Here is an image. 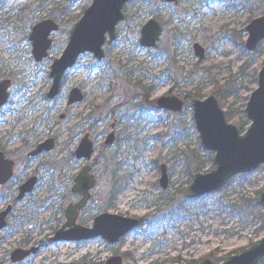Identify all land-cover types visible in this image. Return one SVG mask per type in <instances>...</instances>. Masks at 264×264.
I'll list each match as a JSON object with an SVG mask.
<instances>
[{
    "label": "rangeland",
    "instance_id": "rangeland-1",
    "mask_svg": "<svg viewBox=\"0 0 264 264\" xmlns=\"http://www.w3.org/2000/svg\"><path fill=\"white\" fill-rule=\"evenodd\" d=\"M53 4L71 12L66 19L73 21L71 30L92 0H0V76H12L15 81L14 104L10 112L0 114V145L14 143L22 128L21 116L25 124L35 119L37 115L31 109L39 100L34 97L49 90L50 66L66 47L69 28L65 26L52 37L51 59L37 64L31 53V30L48 19ZM124 13L116 41L104 47L105 59L98 62L92 54H85L66 76L59 114L65 111L64 96L71 87L84 90L86 100L71 109V118L60 129L55 154L66 150L69 130L95 111L94 116L102 120L91 133L96 149L91 165L98 183L78 224L90 228L94 218L103 213L138 219L141 224L115 246L102 238L54 242L55 234L66 223V208L78 199L69 195L74 184L72 174L43 170L35 191L15 204L6 229L0 231V264H105L115 254L127 256L124 264H200L206 259L223 264L226 258L240 255L264 239V207L256 203L264 190V166L234 177L216 193L185 198L192 174L185 169L181 153L198 150L200 145L193 109L187 107L171 117L156 105L165 96L185 98L197 87L203 89L206 99L214 87L213 80L220 86L231 80L240 93L221 104L224 111L228 114L246 106V98L257 89L252 77L264 65V44L261 57L244 69L247 57L241 46L247 36L242 32L252 20L264 16V0H181L179 7L167 0H134ZM152 18L165 23L166 32L159 47L148 50L139 45V39L141 28ZM173 30L178 31L179 41L167 53L173 44ZM195 44L205 48V60L195 56ZM120 66L135 73L132 83L140 81L148 90L123 88L127 81L119 78ZM27 101L35 104L26 108ZM46 107L43 104L41 110ZM240 117L235 113L227 121L239 128ZM112 125L117 144L106 148ZM199 148L204 151L201 145ZM13 151L10 148L9 152ZM98 160L109 170H104ZM38 162L29 169L18 168V178L32 176ZM163 165L168 172L167 189L159 184ZM112 170L124 191L109 207ZM17 195L15 182L1 188L0 212ZM17 249H35L36 253L23 262L12 263L11 254ZM258 264H264V258Z\"/></svg>",
    "mask_w": 264,
    "mask_h": 264
},
{
    "label": "water",
    "instance_id": "water-1",
    "mask_svg": "<svg viewBox=\"0 0 264 264\" xmlns=\"http://www.w3.org/2000/svg\"><path fill=\"white\" fill-rule=\"evenodd\" d=\"M133 0H92V5L84 12L82 18L75 24L69 37V42L62 56L51 66L50 79L52 85L48 97L55 99L61 91L62 80L66 73L73 69L78 59L84 54H92L97 61L105 58L104 46L112 44L117 38V26L124 20V8ZM59 31V25L47 20L36 25L29 38L32 43L33 57L37 63L48 57L52 40L50 36ZM248 39L246 48L249 52L257 49L264 42V17L254 19L246 28ZM163 33L161 25L156 20H150L141 30L140 45L147 49H156ZM195 55L200 60L205 58V50L200 45L194 47ZM10 81L0 83V109L8 102ZM84 97L80 89H73L69 95L68 104L81 103ZM159 110L179 115L183 112L185 102L177 97H163L157 101ZM193 115L196 129L199 133L201 146L204 150L214 154V170L208 174L198 173L192 176V184L185 191L188 199H198L202 196L218 192L232 178L247 174L264 166V66L258 75V88L251 95L245 109L246 118L250 126L244 135L240 130L227 122L226 114L215 96L206 100H193ZM65 116H61L63 119ZM114 134H111L106 144L112 145ZM53 149V140L40 145L33 155ZM94 154L93 143L88 135L83 139L78 159L91 160ZM14 164L5 160L0 153V186L6 185L13 177ZM160 185L163 189L168 186L166 166L161 167ZM91 168L86 167L78 175L73 188L74 194L82 199L66 210L67 223L55 238V242H80L104 238L109 244L115 245L137 228L139 221L108 213L98 216L94 220L92 229L77 225L80 212L90 200V191L96 185V179L91 174ZM37 184L35 177L29 179L19 190L17 201L34 190ZM257 204L264 207V190L259 194ZM12 211L9 206L0 215V230L6 227V218ZM68 229V231H65ZM36 250H16L11 257L13 263L22 262ZM264 258V239L258 244L245 250L242 254L228 257L223 264H258ZM106 264H123L121 257L111 258ZM200 264H217L206 259Z\"/></svg>",
    "mask_w": 264,
    "mask_h": 264
},
{
    "label": "flooded vegetation",
    "instance_id": "flooded-vegetation-1",
    "mask_svg": "<svg viewBox=\"0 0 264 264\" xmlns=\"http://www.w3.org/2000/svg\"><path fill=\"white\" fill-rule=\"evenodd\" d=\"M167 3L170 5H173L175 7H179L181 5V0H167ZM160 24L165 28V23L161 22V20L158 18L157 19ZM166 29V28H165ZM31 34V33H30ZM29 40V38H28ZM31 53H32V45H31ZM51 53V52H50ZM33 56V54H32ZM34 59V58H33ZM48 59H51V56L49 54V57L45 60H43L40 63H43L44 61H48ZM57 59V58H56ZM55 59H53L52 63L54 62ZM35 61V60H34ZM37 63V62H35ZM37 63V64H40ZM51 68V66H50ZM5 81H10L11 85L8 89V102L7 104L0 109V114L2 112H10V107L14 104L13 102V92L12 89L15 87V81L14 79L7 75L0 76V83L5 82ZM50 89V88H49ZM73 87H71L67 93L66 96H64V99L66 100V108L64 113L59 114L57 107H58V101L63 98L64 94H60L56 99L50 100L48 97L49 91H40V93L34 97V99L39 100V104L35 106L34 108L32 107L31 112L33 115H37L35 119L32 120L31 124H25V118L23 116L20 117V122L22 123V128L20 129L21 131L17 134L16 139L13 144L10 142L8 143H2L0 145V153L3 154L5 160L11 161L14 164L13 168V178L9 181L7 185L0 186L1 188L8 187L11 183L15 182L17 190L19 191L20 188L31 178L35 177L37 179V185L38 186L39 182L41 181L42 178H40V172L41 171H46L48 173H55L58 171L60 174L63 173H68L72 174V179L73 183H75L76 178L78 175L83 171L84 168L90 167L91 168V174H94V167L91 165V161L93 160L94 156L91 158V160H86V159H78L77 158V151L79 150V147L81 146V143L83 139L85 138L86 135L90 137V140L93 143L94 146V151L95 145L92 140V134L93 131H95L102 120H100L98 117L91 118L90 120H87V118L81 119L78 123L75 124L73 128L69 130V136L67 139V146L65 151H60L55 154L57 148H58V142H59V137L61 133V128L64 122L68 121L70 117V111L72 108L77 107L78 105L82 104L86 100V94L84 93L83 90V102L79 104H74V105H69L68 100H69V95ZM45 99L48 102H43L42 100ZM32 100V99H30ZM33 101V100H32ZM32 101H27L26 102V108L29 106H32L35 104V102ZM128 103V102H127ZM45 104L47 107L42 111V105ZM51 104V105H50ZM57 114V118H53ZM64 115L65 117L63 119H60L61 116ZM89 116V115H88ZM91 125V128H90ZM42 128V129H41ZM115 126H111V133L106 137L105 140V146L106 148H111L117 144V137H116V132L114 130ZM56 129L58 130L56 132ZM56 132V134L54 133ZM49 134L48 138L41 140L45 135ZM52 134V135H51ZM114 134V142L112 145L108 146L106 145L107 138L111 135ZM48 140H53V149L51 151H44L41 154L38 155H33L34 152L38 149V147L44 143H46ZM16 142V143H15ZM15 145V146H11ZM10 148L14 150L13 152H9ZM96 152V151H95ZM65 154V155H64ZM69 155V159L67 160L66 157ZM105 158V155H101L100 158ZM38 162L37 166L33 169L32 171V176H28L24 180H21L18 178V174H16V171L20 167H25L29 169L31 165H33L34 162ZM100 160V159H99ZM98 160V161H99ZM100 162V161H99ZM101 166L106 167L105 164L102 165V162H100ZM114 168L116 166L114 165ZM50 169V170H49ZM73 172H77L76 176L73 175ZM96 176V175H95ZM36 189V188H35ZM70 194L72 196V199L77 198L79 200V196H75L72 193V188L70 191ZM76 202H72L70 204H75ZM123 258H125L123 256Z\"/></svg>",
    "mask_w": 264,
    "mask_h": 264
},
{
    "label": "trees",
    "instance_id": "trees-1",
    "mask_svg": "<svg viewBox=\"0 0 264 264\" xmlns=\"http://www.w3.org/2000/svg\"><path fill=\"white\" fill-rule=\"evenodd\" d=\"M40 4L43 5V1H41ZM70 15H71V12L68 11V9H66L64 7L55 8V5L53 4L52 9H50L47 18L52 19L56 22H59L63 26V28L65 26L68 27L69 30L66 32V34L69 35V31H70L69 26L73 23V21L66 20V19H68L70 17ZM75 20H74V22H76ZM68 21H69V23H68ZM242 33L245 34V30ZM178 41H179L178 31L173 30V44L171 43L169 45V47L166 50L167 53H168L169 49L172 48L173 46H175V44ZM241 50L246 54V57H247L246 62L244 64V69H248V68L252 67L254 65V63L261 57V54L263 51V44L259 45L258 49L252 54L246 52L244 44H242ZM118 73H119L120 79L124 78L127 81L126 85H125V83L123 84V88L127 89V87H130V88L132 87L134 90H142L145 92L148 90L146 87L141 86L140 81L132 83V78L135 77V73L133 71L128 70L127 67L120 66V70ZM252 80L255 84L257 83L258 79H257L256 74L253 75ZM230 81L225 86H220L219 82H216L213 80L214 87L211 91V95L216 96L219 99L220 103L223 105H224V103H226L227 99L231 95L238 96L240 93V90L234 86L235 82H230ZM127 92L130 93L128 90H127ZM124 93H125V91H124ZM125 95H126V93H125ZM203 97H204L203 89L200 87L195 88L189 95H187L185 97L186 105H187L186 107H191V101L193 99H203ZM45 98L46 97H44V99L42 101L46 103L48 101ZM248 100H249V97L246 98V102ZM244 109H245V106L240 108V110H237V111L231 110L227 114V118H232L235 113H238L241 116L239 122L237 123V125L239 126L241 131H244V129L249 124L248 121L246 120V117L244 114ZM95 114H96L95 111L91 112V114L87 117V120H90L91 118H95V116H94ZM56 116H57V114L53 118H57ZM90 128H91V125H90ZM199 147H200V145H199ZM199 147H198V150L189 149V151L185 150L181 153V155H182L181 159L182 160L184 159V162H185V169L192 175L195 173H199V172H208L209 170L211 171L213 169V167H211V169H208V167L212 164L213 154H211L209 152H204ZM103 169L106 171L109 170V168H107V167H104ZM112 174H114L113 170L111 173L110 191H109V194L107 196V203H108L109 207L113 206L116 203V200L124 191V187L120 186L119 181L116 180V178H114V176H112ZM69 195L71 196L70 192H69Z\"/></svg>",
    "mask_w": 264,
    "mask_h": 264
}]
</instances>
